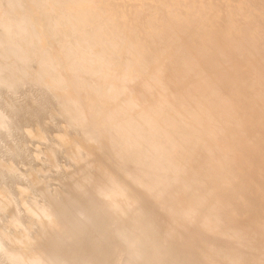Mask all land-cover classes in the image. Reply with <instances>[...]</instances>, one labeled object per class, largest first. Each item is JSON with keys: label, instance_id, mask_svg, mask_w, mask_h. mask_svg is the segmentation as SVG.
Instances as JSON below:
<instances>
[{"label": "bare ground", "instance_id": "6f19581e", "mask_svg": "<svg viewBox=\"0 0 264 264\" xmlns=\"http://www.w3.org/2000/svg\"><path fill=\"white\" fill-rule=\"evenodd\" d=\"M45 1L3 0L8 12L0 13V130L15 127L6 110L17 97L30 94L32 104L47 93L40 109L53 101L67 121H79L81 136L65 139L85 153L70 151L79 167L62 180L66 194L38 188L47 200L27 206L39 227L19 248L0 239V264H246L248 255L252 258L247 264H264V243L260 251L254 246L256 236L264 238V221L251 214L237 220V230H222L219 216L227 206L223 193L230 189L228 176L234 167L232 126L264 125V0L226 1L222 14L209 0H150L131 21L117 4L101 25L97 22L103 14L90 8V0H50L56 6L76 7L73 14L45 12ZM144 11L146 22L140 26ZM57 20L63 24L59 28ZM43 31L53 35L50 52ZM145 43L154 44L155 55L146 54ZM33 53L36 73L28 66ZM102 56L115 62L109 74L93 61ZM241 78L254 87L249 95L234 87ZM46 81L56 84V92ZM21 85L31 91L20 94ZM224 87L230 93L225 94ZM130 88L141 100L128 102L132 114L117 102ZM31 104L17 106L14 115H33ZM36 111L35 118L40 114ZM141 130L164 132L168 146L182 152L174 153L171 161V154H161V144ZM192 131L198 135L193 137ZM198 147L187 160L186 152ZM50 150L44 154L53 163ZM86 162L96 166V175L86 171ZM27 173L37 182L33 171ZM198 175L212 187L204 196L196 193L185 200L181 180L197 182ZM0 185V206L13 235L20 220L10 191ZM101 201L108 210L103 215L96 208ZM258 207L264 213L263 194ZM100 230L104 242L89 244L90 234ZM84 244L88 248L82 250Z\"/></svg>", "mask_w": 264, "mask_h": 264}, {"label": "rangeland", "instance_id": "374dc122", "mask_svg": "<svg viewBox=\"0 0 264 264\" xmlns=\"http://www.w3.org/2000/svg\"><path fill=\"white\" fill-rule=\"evenodd\" d=\"M209 1L211 2L212 6H214L215 10H217L221 14L223 12V6L226 1H228L230 4H234L237 2V0ZM90 2V8L93 11H100L103 14L100 21L97 22V24L101 25L106 23V14L110 11V9L113 8L114 10H117V4L122 5V8L127 13L128 19L131 21L134 19L135 13L140 8V6L148 4L150 0H90ZM0 4V13L6 14L8 10L3 4V0H0ZM45 5L49 9L45 8L44 11L48 13L58 11L69 12L73 14L77 12L76 7L69 5L56 6L50 0H46ZM25 6L27 11L29 9V5L25 4ZM27 13L29 14V12ZM146 14L147 12L144 11L139 15L138 21L140 26L141 24H144L146 22ZM15 16H19V13H17ZM55 24L57 25V28L63 25L61 21L59 22V20H57ZM72 25L76 27L75 24ZM90 27L94 28L93 24H90ZM45 33L43 31V35H46L45 37L48 36V44L50 43V45H47L46 42L45 46L46 49L50 52L53 43V41L51 42L50 38H52L53 35L50 32L48 34ZM140 38L144 43L146 37L143 33H140ZM104 39H106L105 32L102 33V40L104 41ZM196 42L200 43V40H196ZM85 43L89 44L90 42H88L87 39L85 40ZM145 48L147 50L146 54L148 56L156 54V48L154 44L145 43ZM49 52L48 56H50ZM261 55H264V52H262ZM106 57L107 56H102L101 58L98 57L93 61L102 66L103 73L109 74L111 73L110 65L114 64L115 62H112ZM106 59H108L110 63ZM28 66L31 73L37 72L38 64L36 55L34 53L31 54L30 61H28ZM141 69L142 68H134L136 72L141 71ZM89 83L91 86L92 81L90 80ZM46 86L53 92H56V90L58 89L56 84L50 81H46ZM179 87L183 89L185 86L181 84ZM234 87L244 95H249L250 92L254 91V87H252L248 79L241 78L240 81L237 82L236 85H234ZM20 89V94L26 91H31L30 88L26 85H21ZM223 92L225 94L230 93V88L224 87ZM125 94H127V96ZM125 94L117 101L118 107H121L122 110H126L130 112V114H132L134 110L128 102H140L141 100L136 94H134L131 88L127 90ZM45 95H47V93L41 94V97H37V99L32 104L30 94H28L24 99H22L23 97H17L16 101L18 102L14 103V107L12 105L13 108L6 110L7 114L9 113L13 115V117L10 119V122L13 123L12 125L15 127H13V130L11 129V131H7L6 129L0 130V164H4L3 166L5 168H2V171L0 170V184L4 185L3 188H6L10 191L9 193L15 201L13 207L16 211L17 217L20 220L19 225L22 226H15L16 232H18L17 236H15L16 232L15 234L10 235V233L8 232L11 229V222H8L5 218L6 216H8L5 208L0 206V239L3 241H11L10 244L16 248L21 247L23 239L29 236L31 233L35 232V230L39 227L38 219L34 217L32 211L27 206V203L31 201H38L40 203H43L47 200L46 193L39 192V187L43 189L53 190V192L57 196H59L60 194H66L67 187L66 185L64 186L65 181L63 183L62 180H67L70 176L69 173L75 171L79 167L78 163L74 159H72V155L70 153L77 151L75 153H78L80 156H83L85 153V149L83 147H81L80 145H75L74 142H71L72 138L74 140L75 138L77 139L81 136V123L76 120L67 121L68 119H66V115L58 110L56 103L53 101H49V103L47 104V109H40V104L43 100V97H46ZM195 95L196 93L194 92V96ZM6 101L7 103H10L8 99ZM170 101L176 107H178L177 102L174 99H171ZM150 102L153 105L156 104L157 100L155 98H151ZM1 103L3 102L1 101L0 104ZM24 103L31 104V111L35 112V109L40 110L36 111L40 113L39 117L35 118L33 116L34 112L33 115H26L24 113H22V115L19 114L22 111H20L17 116L14 115V109ZM164 110H169V106H164ZM55 114L57 116H55ZM65 120L66 122H64ZM232 128H234L236 131L235 139L231 138L229 143L230 147L232 148L233 158H231V162L234 167L233 171L228 176L230 189L223 193V200L226 202L227 206L219 211L220 227L222 230H237L239 228V223L237 220L251 214L256 216L259 221H264V213H262V211L258 207L260 204V195H264V125H246L243 128L232 126ZM63 134L65 137L63 136V139H60L61 135ZM140 134H151L152 138H154L161 144L159 152L161 154L165 151L169 152L171 154V161L174 160V153L180 154L182 152L180 148L171 149L168 146L166 135L164 132L141 130ZM190 134H192L193 137H196V135H198L193 131L190 132ZM69 135L71 136V144L67 141L70 140ZM65 138L68 139L66 140ZM201 138V141L205 142L204 137L201 136ZM219 138L223 140L227 139L225 134H220ZM65 141L69 144L67 143V145ZM47 148L51 149L50 151L54 155L55 160L53 161V163L48 161L46 155L44 154V150H46ZM63 149L65 152L63 151ZM197 150H199V147L194 151L188 150L185 154V158L187 160H190V154H195ZM67 152H69V154H66ZM6 164L8 167H6ZM85 167L86 171L89 174L95 173L96 175V173L98 172L96 166L94 169V166H92V164L89 162H86ZM28 171H33V173L35 174V178H38L37 182L35 180H32L35 181V183L31 181L32 178L29 176V173H27ZM39 180L41 183L39 182ZM197 180V182H193V180L187 177H183V179L181 180L180 190L185 200L192 199V197L196 193L200 194V196H204L208 192L207 189L212 187V184H210L209 181H207V178L204 176L198 175ZM0 187L2 186L0 185ZM113 199L117 200L116 196H114ZM96 208L102 215L108 211L106 203L103 201L97 203ZM207 209L208 205L204 204V206H202V211L206 212ZM111 216L116 219H122V216H120L119 213H113L111 214ZM104 225V223L100 224L101 228H105ZM90 235L91 241L88 242L89 244H102V242H104L105 240L104 237H102L101 230L99 232L93 231ZM18 236L20 237L18 238ZM256 237L257 238L254 240V246L257 251H260L263 247L264 238L259 235ZM87 248L88 247L84 244L82 250H85ZM222 258L223 256L221 254V259ZM251 258L252 255H248V257L245 258V263H249Z\"/></svg>", "mask_w": 264, "mask_h": 264}]
</instances>
